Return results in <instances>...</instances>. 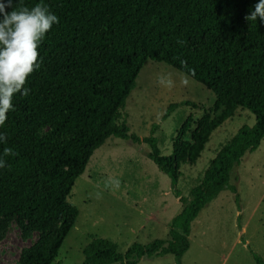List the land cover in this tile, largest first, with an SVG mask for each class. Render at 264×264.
I'll list each match as a JSON object with an SVG mask.
<instances>
[{"label": "trees", "instance_id": "1", "mask_svg": "<svg viewBox=\"0 0 264 264\" xmlns=\"http://www.w3.org/2000/svg\"><path fill=\"white\" fill-rule=\"evenodd\" d=\"M258 0H12V7L42 3L58 16L39 46V69L13 97V109L0 126L16 155L0 168V218L17 220L28 231L40 232L22 253L24 264H51L78 215L67 197L87 162L109 136L147 143V156L168 175L182 208L170 222L167 239L132 243L124 252L115 242L92 238L82 249L79 264H137L143 257L172 254L174 264L189 248L191 222L222 190L234 194L230 171L264 137V21H247ZM178 40L184 41L183 44ZM163 62L214 91L208 112L190 131L184 122L177 135H187L172 151L160 154L150 133L129 131L125 101L147 60ZM186 61L187 67L181 64ZM189 69L194 70L189 72ZM169 104L166 118L180 104ZM249 110L252 125L244 124L218 149L198 183L182 196L176 189L180 164H193L211 133L233 116ZM48 127L41 135L39 129ZM239 210V208H238ZM240 214L237 216L239 220ZM257 264H264L252 252Z\"/></svg>", "mask_w": 264, "mask_h": 264}, {"label": "rangeland", "instance_id": "2", "mask_svg": "<svg viewBox=\"0 0 264 264\" xmlns=\"http://www.w3.org/2000/svg\"><path fill=\"white\" fill-rule=\"evenodd\" d=\"M168 72L176 81L172 89L157 84V76ZM180 74L184 73L147 59L125 101L123 113L129 131L144 137L156 123L153 135L162 155L171 153L176 136L179 146L190 139V133L177 135L180 126L186 121L192 131L194 122L215 100L214 91L189 76L188 84L181 85ZM181 101L193 105L180 104L162 119L169 104ZM253 123L249 110L236 108L233 116L211 133L196 161L180 164L176 184L180 194L186 196L198 183L218 149L240 126ZM48 129L41 127L39 133ZM149 150L147 143L115 136L107 137L94 150L67 197L78 215L51 264H79L82 249L94 237L115 242L120 252L134 242L146 244L169 237V221L179 205L174 203L170 178L148 158ZM230 182L236 186L238 205L232 192L222 190L200 210L191 222L189 248L181 256V264H257L252 252L264 260V137L256 150L246 152L233 166ZM147 212L155 219H145ZM39 236L40 232L26 230L17 220L4 222L0 218V264H24L22 253ZM142 260L141 264H174L172 254Z\"/></svg>", "mask_w": 264, "mask_h": 264}, {"label": "clouds", "instance_id": "3", "mask_svg": "<svg viewBox=\"0 0 264 264\" xmlns=\"http://www.w3.org/2000/svg\"><path fill=\"white\" fill-rule=\"evenodd\" d=\"M12 7V0H0V126L7 120V113L13 109V97L20 92L28 96L30 89L24 87L28 76L39 69L37 63L39 46L45 34L54 23L59 22L57 15L52 13L42 3L33 7L22 6L8 11ZM264 21V0H258L254 10L246 15L247 21L257 18ZM180 44L184 41L178 40ZM187 67L186 61H181ZM194 70L189 69V72ZM180 84L186 86L188 77L180 74ZM157 84L168 89L176 86L171 72L157 76ZM5 134L0 133V143L6 142ZM16 155L9 147L0 153V168L5 167V157ZM118 183V182H117Z\"/></svg>", "mask_w": 264, "mask_h": 264}, {"label": "crops", "instance_id": "4", "mask_svg": "<svg viewBox=\"0 0 264 264\" xmlns=\"http://www.w3.org/2000/svg\"><path fill=\"white\" fill-rule=\"evenodd\" d=\"M182 196H183V195H182ZM174 198H175V200H174L175 205H179V206H178L177 209L175 210V214L173 215V217H174L176 214H178L179 211H180L181 208H182V205H181L180 201L178 200V198H176L175 196H174ZM153 218H154V215H153L152 212H147V213H146V218H145V219H147V220H151V219H153ZM154 219H155V218H154ZM169 224H170V221H169ZM168 226H170V225H168ZM189 233H190V232H189ZM188 236H189V235H188ZM165 255H166V254H165ZM157 257H160V256H157ZM151 258H154V257H151ZM142 259H143V258H141L137 264H141V262L143 261ZM153 261H157V260H153ZM180 264H181V262H180Z\"/></svg>", "mask_w": 264, "mask_h": 264}]
</instances>
